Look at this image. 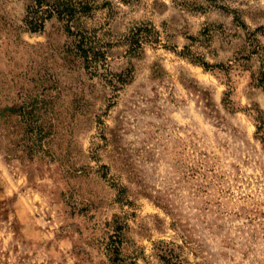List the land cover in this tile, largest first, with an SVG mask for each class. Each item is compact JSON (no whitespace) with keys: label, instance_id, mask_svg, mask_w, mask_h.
Listing matches in <instances>:
<instances>
[{"label":"rangeland","instance_id":"374dc122","mask_svg":"<svg viewBox=\"0 0 264 264\" xmlns=\"http://www.w3.org/2000/svg\"><path fill=\"white\" fill-rule=\"evenodd\" d=\"M57 2L75 9L73 19L51 17L28 36L40 41L47 31L48 47L34 49L21 71H0V94L27 88L46 109L45 123L76 127L73 112L83 115L92 101L83 88L74 92L63 59L74 36L116 49L109 54L119 60V39L134 35V74L118 93L124 107L107 162L91 137L76 144L69 135L51 136L29 155L18 146L22 127L8 117L17 106L0 105V264H264V9L154 0L126 23L111 0L51 6ZM122 2L133 12L143 6ZM103 7L109 15L98 25ZM36 8L33 0H0V33H27L40 22ZM101 28L108 40L96 38ZM47 93L70 97L67 106ZM105 206L120 210L105 217L106 233L93 210Z\"/></svg>","mask_w":264,"mask_h":264},{"label":"clouds","instance_id":"9594fccd","mask_svg":"<svg viewBox=\"0 0 264 264\" xmlns=\"http://www.w3.org/2000/svg\"><path fill=\"white\" fill-rule=\"evenodd\" d=\"M98 3H103L104 0H97ZM154 0H143V6L138 11H130L126 3L122 0H111V5L118 7L120 9V16L125 19L127 23L128 20L132 19L133 23L136 21L134 17L139 18L146 15L153 6ZM164 5H170L171 0H162ZM34 5H38L36 11L39 12L37 20L42 22L45 26L49 25L52 21L49 20V13L53 11L52 0H33ZM256 4L258 7L264 9V0H236V6L238 8L247 9L250 5ZM108 8H102L100 12L97 13L98 25L104 23L106 18L105 13L109 15ZM264 15V12L260 13ZM255 15V14H252ZM52 20H55V15H52ZM252 23L251 20L248 21ZM264 23V20L260 21ZM89 24L92 22L89 21ZM255 26V25H253ZM40 24L37 23L36 30L38 31ZM33 30H28L27 33L23 29L18 30L15 34L4 31L0 33V71L3 72H19L25 68V65L31 66L33 60L32 57L34 49H41L48 47L49 36L47 31L42 33L44 39L40 41L29 40L28 36L32 34ZM122 32L126 31L121 29ZM96 38L104 41L108 40L110 37L101 28L100 31L96 32ZM75 43L72 44L73 51L71 54H63V59L68 65L71 66V79L74 85V92H79L80 88L85 91L90 92L91 95L89 99L92 101L89 110L83 115H78L73 112L75 117L74 123L76 127L57 128L55 125L48 124V132L51 136L62 137L64 135H69L76 144H82L83 139L91 137L92 138V148L100 153L105 159L101 162H107L110 158L108 153L112 150V145L117 142V131L119 127V121L116 119L117 112L124 107L123 104H116L119 99L118 93L127 83L132 80L134 74V66L136 64L135 57L137 56L135 36L129 34L127 39H119V42L124 45L126 49V54L121 55L119 60L114 59L110 52H115L116 49H108L107 47L101 48L99 45H93L86 38L83 42V48H77L76 44H81L80 39L76 36L72 38ZM122 49L121 51H124ZM105 55L107 58L105 59ZM59 59V57L57 58ZM117 65H123V67H116ZM66 82V81H65ZM79 85V87H75ZM55 83L51 84L50 87H56ZM19 89H10L2 94H0V105H16L19 107L21 104L27 106L29 102V93L26 88L24 91L17 96ZM59 93V89H58ZM51 97L50 102H56L58 107H66L67 100L70 97L63 95L52 96L51 93H47ZM122 95V93H120ZM75 103V102H74ZM35 106V105H33ZM78 107V105H77ZM91 129V131H89ZM96 133L93 136V133ZM110 133L109 137L100 138L104 136V133ZM84 152H88L89 148L87 145H83ZM87 163H95L92 161H87ZM113 163L116 161L113 158ZM111 175V173H109ZM103 184V181H100ZM106 187V185H105ZM114 195V193H112ZM79 199V198H78ZM89 194L85 193L84 200L88 203ZM92 199H98L95 195ZM91 206V205H89ZM96 211V220L94 222L99 224L100 230L105 233L108 231L103 228V221L106 218L111 220L112 212H119L120 210L116 207L111 209L105 206ZM91 214V213H89ZM96 235L100 236V239L105 240V236L101 235L98 230Z\"/></svg>","mask_w":264,"mask_h":264},{"label":"trees","instance_id":"16d2710c","mask_svg":"<svg viewBox=\"0 0 264 264\" xmlns=\"http://www.w3.org/2000/svg\"><path fill=\"white\" fill-rule=\"evenodd\" d=\"M39 2V0H38ZM38 7V5H36ZM53 11L49 13V19L54 14L58 19L64 20L67 17V20L73 19V11L75 10L72 8L68 3L65 2H57L55 5L52 6ZM88 6H83L80 12L85 13L88 11ZM40 28L38 31L43 29L44 24L39 22ZM37 25V24H36ZM36 25L31 26L32 32H38L36 30ZM81 44L77 46V48H83L84 37H80ZM203 67L206 69L207 64H202ZM41 100L37 98V96L31 97L29 96V102L27 106L21 104L19 107H15L12 110L8 117H15L16 122L20 124L22 127V140L18 142V146H25L27 148L28 154L33 155L38 153L40 150L43 151L42 147L45 141L51 137V133L48 132V124L45 123V118L43 113H46V109L40 106ZM35 105V106H33ZM53 157V156H51ZM54 159V158H51ZM115 254L116 259L118 258V254L120 253V242H116L114 245V250L112 251Z\"/></svg>","mask_w":264,"mask_h":264}]
</instances>
